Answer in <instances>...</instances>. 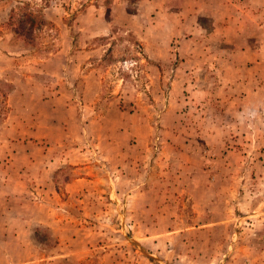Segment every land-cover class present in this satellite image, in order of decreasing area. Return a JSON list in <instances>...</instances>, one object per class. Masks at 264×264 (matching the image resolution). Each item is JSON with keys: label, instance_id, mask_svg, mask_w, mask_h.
<instances>
[{"label": "rangeland", "instance_id": "1", "mask_svg": "<svg viewBox=\"0 0 264 264\" xmlns=\"http://www.w3.org/2000/svg\"><path fill=\"white\" fill-rule=\"evenodd\" d=\"M0 264H264V0H0Z\"/></svg>", "mask_w": 264, "mask_h": 264}, {"label": "trees", "instance_id": "2", "mask_svg": "<svg viewBox=\"0 0 264 264\" xmlns=\"http://www.w3.org/2000/svg\"><path fill=\"white\" fill-rule=\"evenodd\" d=\"M20 23H22V24H23V23H24V21H21ZM25 25H28V22H26V23H25Z\"/></svg>", "mask_w": 264, "mask_h": 264}]
</instances>
